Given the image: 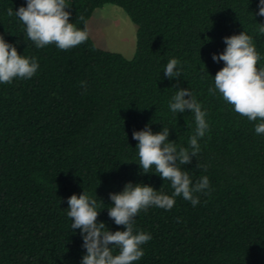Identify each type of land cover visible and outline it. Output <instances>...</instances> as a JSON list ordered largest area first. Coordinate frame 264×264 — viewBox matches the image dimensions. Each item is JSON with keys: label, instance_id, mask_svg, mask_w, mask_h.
I'll list each match as a JSON object with an SVG mask.
<instances>
[{"label": "trees", "instance_id": "trees-1", "mask_svg": "<svg viewBox=\"0 0 264 264\" xmlns=\"http://www.w3.org/2000/svg\"><path fill=\"white\" fill-rule=\"evenodd\" d=\"M107 3L135 24L130 58L97 46L90 35L66 51L54 44L38 49L19 18L7 14L26 0H0V35L40 66L31 79L0 84V264H81V230L67 216L73 194L96 199L97 222L111 232L125 227L108 216L110 193L131 182L171 195L170 181L154 167L142 173L132 133L168 127L169 141L188 148L194 115L169 109L181 88L201 104L209 131L191 163L177 164L193 184L207 176L211 191L196 194L195 206L181 196L171 210H142L134 234L152 239L133 264H264V134L254 131L261 121L235 113L218 91L209 93L225 66L212 59L226 49L224 37L250 35L264 67L260 0H66L69 22L84 29ZM173 58L181 76L169 79L164 69Z\"/></svg>", "mask_w": 264, "mask_h": 264}, {"label": "clouds", "instance_id": "clouds-1", "mask_svg": "<svg viewBox=\"0 0 264 264\" xmlns=\"http://www.w3.org/2000/svg\"><path fill=\"white\" fill-rule=\"evenodd\" d=\"M27 6H21L17 11L7 10L8 16L15 15L25 26L26 36L36 48L55 45L60 50H69L85 43L89 39L87 28L79 29L70 21L71 13L67 11L66 0H26ZM264 16V0H260L259 12ZM83 20V17H80ZM86 23V22H85ZM258 31L264 35V24H259ZM226 49L219 55L213 54L215 62H224L214 77V89L223 100L230 104L235 113L246 117L249 121H261L255 125L257 135L264 134V67H258L261 60L256 51L253 38L241 32L238 35L224 37ZM180 61L173 58L168 61L164 75L178 78L181 72L177 65ZM36 57L20 55L15 46L5 41L0 35V84H11L14 79H31L39 69ZM80 87L87 91V82L81 81ZM190 97L185 99V97ZM172 113H183L191 110L194 115V134L189 139V147H180L175 141H169V128L153 133L150 127L141 131H134L132 139L137 141L139 165L143 174H148L155 168L164 181H170L171 195L158 193L151 186L127 183L119 193H110L112 207L108 208V216L118 226L125 230L111 232L104 230L105 223L97 222L100 211H97V200L86 193L68 198L67 216L71 218V228L80 229L83 239L82 247L86 254L81 264H133L144 255L142 245L152 239L146 232L134 234V219L142 211L155 206L160 209L171 210L175 204V197H183L193 206L199 201L198 193L210 194V182L207 176H201L193 184L187 171H182L179 165H188L192 157L200 152L199 140L209 131L206 112L197 102L189 89H179L169 102ZM199 166V165H197ZM206 170V169H205ZM113 248L118 254H113Z\"/></svg>", "mask_w": 264, "mask_h": 264}, {"label": "rangeland", "instance_id": "rangeland-1", "mask_svg": "<svg viewBox=\"0 0 264 264\" xmlns=\"http://www.w3.org/2000/svg\"><path fill=\"white\" fill-rule=\"evenodd\" d=\"M85 26L97 46L120 52L127 58L133 55L136 27L119 6L107 3L96 8Z\"/></svg>", "mask_w": 264, "mask_h": 264}]
</instances>
